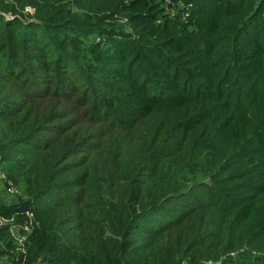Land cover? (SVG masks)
Segmentation results:
<instances>
[{"label":"trees","instance_id":"trees-1","mask_svg":"<svg viewBox=\"0 0 264 264\" xmlns=\"http://www.w3.org/2000/svg\"><path fill=\"white\" fill-rule=\"evenodd\" d=\"M0 159V261L264 264V0H0Z\"/></svg>","mask_w":264,"mask_h":264},{"label":"built area","instance_id":"built-area-1","mask_svg":"<svg viewBox=\"0 0 264 264\" xmlns=\"http://www.w3.org/2000/svg\"><path fill=\"white\" fill-rule=\"evenodd\" d=\"M0 187H1V191L3 192V194L5 195V197L7 198H14L16 195V189L14 188V186L12 185V183L10 181L6 180V176L5 174L2 172V165H1V159H0ZM13 223V219H3L0 218V225H6V224H12ZM19 229L17 228V226L13 225L10 228V232H11V236L13 237V240L16 242V244L18 245V247L20 249H22L23 244L25 243L26 234H19L20 231H18ZM28 229L25 227L24 231H27ZM0 264H9L7 262V260H2L0 261Z\"/></svg>","mask_w":264,"mask_h":264},{"label":"rangeland","instance_id":"rangeland-1","mask_svg":"<svg viewBox=\"0 0 264 264\" xmlns=\"http://www.w3.org/2000/svg\"><path fill=\"white\" fill-rule=\"evenodd\" d=\"M32 13V11H30ZM173 13L175 14V11H173ZM8 17V16H7ZM7 197H5V195L3 194V192L1 191V187H0V203H5L7 201L6 199Z\"/></svg>","mask_w":264,"mask_h":264}]
</instances>
